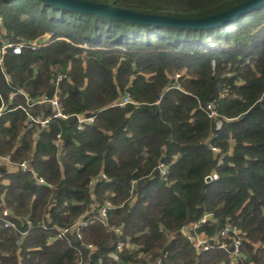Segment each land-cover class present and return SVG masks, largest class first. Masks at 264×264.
<instances>
[{
    "label": "trees",
    "instance_id": "obj_1",
    "mask_svg": "<svg viewBox=\"0 0 264 264\" xmlns=\"http://www.w3.org/2000/svg\"><path fill=\"white\" fill-rule=\"evenodd\" d=\"M91 1L195 18L244 0ZM0 14V38L48 35L36 50L8 49L0 63V155L28 163L15 171L0 163V264H264V3L206 29L42 0H0ZM55 91L68 119L47 101L32 103ZM124 92L135 104L112 106ZM77 114L93 122L78 129ZM3 208L15 228L3 226ZM206 212L214 216L201 228L208 236L227 223L241 231L237 263L230 240L197 252L182 235ZM81 216L89 223L80 237L54 238Z\"/></svg>",
    "mask_w": 264,
    "mask_h": 264
},
{
    "label": "built area",
    "instance_id": "obj_2",
    "mask_svg": "<svg viewBox=\"0 0 264 264\" xmlns=\"http://www.w3.org/2000/svg\"><path fill=\"white\" fill-rule=\"evenodd\" d=\"M2 15L0 14V27H2ZM2 31V29H1ZM3 33V32H1ZM48 41V35H43L41 37L35 38V39H21L18 42H11L8 39L0 38V63L2 61L3 55L7 52L8 49H11L13 53H20L22 47H29L31 50H36L37 48L44 46ZM179 74H175L174 78H177ZM65 77L64 74H58L56 76V83H58L60 80H62ZM226 92V91H225ZM225 92L223 91L221 93V96H224ZM49 102L53 108V116L59 117L63 119H68L69 115L62 112L61 105L58 101V97L56 95V91L53 94L51 98H48L45 94L41 95L39 97H36L32 100V103H41V102ZM133 103L135 104V101L131 98L130 94L128 92H124L117 100H115L112 103V106H124L126 104ZM205 110L207 111V115L210 118H213L217 115L216 111L214 110V106L212 103H207L205 106ZM2 113V108L0 107V114ZM76 118V124L78 129H82L85 124L92 123L93 122V116H84L83 114H77L75 115ZM30 120L34 121L32 117H30ZM49 118L41 119L36 122H39L41 125H44L47 123ZM31 123L27 125V127H30ZM61 137L59 134H57L56 138L54 139V145L56 147L61 148ZM209 148L212 150V152L216 155H219L218 157V163L222 162V156L223 154L220 152L219 147L212 145L211 143L208 144ZM0 163L4 164L6 169L8 167H14L16 169L18 168H28L27 161H22L20 163H13L9 160L8 157L0 155ZM159 171L161 176H165L167 173V166L163 163H160L158 165ZM97 177H100L102 179L107 180V177L102 172L97 175ZM96 177L92 178L90 181V185L93 184ZM38 181L40 183H43V179L39 178ZM110 206L109 202H106L102 207L98 209V214L102 217V219H105V213L106 208ZM1 215L3 217V226L9 227V228H15V224L13 221H11L8 217H12L13 214L8 208H3L1 210ZM214 220V216L211 212L204 213L199 219L196 221H193L188 224H184L181 226L180 231L182 235L192 244V246L195 248L197 252H201L204 250H207L214 245L218 246L219 248L226 249V239L230 240L232 243V249L229 251L230 259L232 262L237 263L239 260H241L242 253L240 250L241 246V238L240 233L241 231L239 228H237L236 225L233 224H225L223 227H221L213 236H208L201 228L203 225L209 223L210 221ZM28 226H31L30 221L26 220ZM89 223V220L86 216H81L77 220H75L70 226L67 227H60L57 228V233L55 235V239H62L65 238V236L68 233H74L77 237H80V231L81 228L85 227ZM117 232L120 231L119 228L115 229ZM26 232H22L20 238L16 241V244H19L20 239L25 235ZM87 247L93 248L95 247V244H88ZM74 264H83L81 260H77L74 262ZM124 264V263H120ZM127 264H137V263H127Z\"/></svg>",
    "mask_w": 264,
    "mask_h": 264
},
{
    "label": "water",
    "instance_id": "obj_3",
    "mask_svg": "<svg viewBox=\"0 0 264 264\" xmlns=\"http://www.w3.org/2000/svg\"><path fill=\"white\" fill-rule=\"evenodd\" d=\"M46 4L67 10H76L117 20H126L150 25L177 26L191 29H206L232 21L264 3V0H244L228 9L201 17H177L167 14L144 13L91 0H42ZM206 180H210L207 176Z\"/></svg>",
    "mask_w": 264,
    "mask_h": 264
},
{
    "label": "crops",
    "instance_id": "obj_4",
    "mask_svg": "<svg viewBox=\"0 0 264 264\" xmlns=\"http://www.w3.org/2000/svg\"><path fill=\"white\" fill-rule=\"evenodd\" d=\"M7 170H8V171H15L16 168H14V167H8Z\"/></svg>",
    "mask_w": 264,
    "mask_h": 264
}]
</instances>
